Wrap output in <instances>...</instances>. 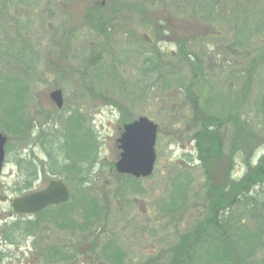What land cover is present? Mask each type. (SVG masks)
Listing matches in <instances>:
<instances>
[{"label": "rangeland", "instance_id": "obj_1", "mask_svg": "<svg viewBox=\"0 0 264 264\" xmlns=\"http://www.w3.org/2000/svg\"><path fill=\"white\" fill-rule=\"evenodd\" d=\"M139 1L129 2L136 13L144 14ZM257 1L238 18L231 17L236 26L231 29L220 22L219 12L208 17L200 11L191 17L190 0H149L151 11L146 9L145 16L131 10L124 13L128 0H105V6L104 0L41 1L32 9L37 12L34 16L30 10L27 15V2L17 4L24 15L14 20L32 23L28 33L31 29L33 36L19 34L29 38L27 42L15 32L0 35V41L15 37L19 42L10 56L0 53V133L9 138L0 178V264H112V253L119 260L125 255L124 264H173L175 258L179 264H194L195 259L188 256L190 252L194 257V241L190 245V238L183 236L191 233L208 243L198 246L203 264H235L226 263L222 252L233 243L236 248L237 240L244 245L234 250L231 261L264 264L263 174L248 177L252 184L245 186L243 196L233 192L228 198L227 191L228 186L242 182L264 154V0ZM46 7L54 13L45 16L43 23L38 17L50 11ZM127 14L134 19L125 20ZM61 23H66L67 53L62 54L63 49L60 59L56 52L50 56L63 75L54 77L59 68L47 76L44 71L32 74V78L4 75L16 68L11 55L26 49L27 43H32L33 59L38 57L35 64L46 59L51 47L58 51L55 41L58 31L64 32ZM104 27L116 41L112 47L103 42L107 40L101 35ZM249 31L258 36L249 38ZM181 49L187 58L190 53L199 56L194 67L203 66L199 76L179 61L185 59ZM158 53L165 56L168 70L184 73L183 85L177 80L167 91L162 89L164 81L158 77L164 69L153 71L147 64ZM253 63H258L255 69ZM24 85L34 87L24 92ZM54 89L63 91L62 110L49 101ZM243 100L244 104L238 103ZM141 116L159 125L157 161L153 175L134 184L135 179L116 172L121 155L117 141L124 125ZM236 120L247 123L245 131L241 124L235 131ZM206 124L212 133L206 131ZM240 130L247 144L235 147L234 133ZM203 132L204 138H218L219 145L212 139L200 146ZM18 166L24 170L23 179L16 181ZM29 171L40 177L34 184L39 190L52 179L65 182L72 194L67 207L48 210L33 223L12 219L10 190L13 186L31 189V181L23 184L29 180ZM119 188L130 193L122 195ZM210 201L216 202L215 210H209ZM241 202L245 206L240 207ZM93 207L103 211V220L98 221ZM73 215L78 222L70 219ZM207 215L214 218L208 227H200ZM89 218L93 219L88 222ZM228 219L229 228H223ZM75 223L77 232L71 229ZM198 229L201 235L190 232ZM226 235L237 239L227 241ZM97 239L101 262L91 245ZM119 260L114 264H121Z\"/></svg>", "mask_w": 264, "mask_h": 264}, {"label": "trees", "instance_id": "obj_2", "mask_svg": "<svg viewBox=\"0 0 264 264\" xmlns=\"http://www.w3.org/2000/svg\"><path fill=\"white\" fill-rule=\"evenodd\" d=\"M191 1V5H190V16L191 17H193L194 18V16L196 15V13L197 12H200V11H202V12H204V13H207V15H208V17H212V15L213 14H217L218 12H219V14L220 15H218L219 16V20H220V22H222V23H226L227 24V26H229V28L231 29V28H236V26L235 25H233L234 24V21L232 20V16H234L235 15V17L236 18H238L239 16H238V14H241L242 13V10L245 8V6H246V4H247V6H248V4H255V5H257V0H246V3H242V1L243 0H190ZM249 5V6H250ZM51 11V10H50ZM149 11H151V9L149 10ZM3 17L4 16H2L1 18H0V21H2L3 22ZM101 19H103L104 21H107L108 19H107V17L106 18H103V17H101ZM237 25H238V23H237ZM250 33H249V38L251 37H253V36H258V35H255L254 34V32H251V31H249ZM69 33V32H68ZM101 35H103V37H105L106 39H107V41H106V46H113V44L114 43H116V41L114 40V38H112V33H111V31H110V29L108 30V28H106V27H104L103 28V32H102V34ZM192 53H194V51L192 52ZM181 54L183 55L184 54V50L183 49H181ZM94 55H95V53H94ZM192 55L193 54H191L190 53V58L188 57H185V55H183V57L185 58V59H180L179 61L180 62H184V63H187L188 64V66H190V69H191V71L193 72V73H195V76H199L200 74L199 73H201V72H203V66H202V68L201 69H195L194 67L195 66H197V62H196V58L197 57H199V56H195V57H192ZM165 56H163L162 55V53H158V54H156L155 56H153L152 58H150V59H148L149 61H147V64H148V69H153V71H158V70H160V69H164V71L163 72H161L160 71V76L158 77V79H160V80H162V81H164V85H162V89H164V91H167V89L168 88H170L171 87V84L170 83H172V82H176L177 80L179 81L178 83H181V85H183V83H182V81L184 80V78H185V75H184V73H182V74H179V73H177V72H175V70H168L165 66H164V64H165V61H163V58H164ZM199 60V59H198ZM85 61H87V58H86V60ZM179 61H177V62H179ZM164 62V63H163ZM178 65V64H177ZM164 66V67H163ZM158 69V70H157ZM85 70H87V69H85ZM84 70V71H85ZM88 72V71H87ZM192 73V74H193ZM175 76H177V78H175ZM191 76V75H190ZM1 80V79H0ZM176 85V84H175ZM244 99H246V98H244ZM241 103H245V100H243V102H241ZM264 103V102H263ZM238 107V110H237V112H236V114H235V119H236V116H238V114H239V110H240V107L239 106H237ZM236 129H237V126L238 125H240L241 124V127L243 128V131H245L246 130V128L244 127V125L246 124L247 125V123H240V122H238V120H236ZM78 126H79V123L77 124ZM206 125H208V124H206ZM205 125V126H206ZM209 130H212L213 131V129L211 128V127H209V125H208V128H206V131L208 132V133H212L211 131H209ZM239 133H241V130H240V132ZM235 134L234 133V135H237V137H236V145H235V147L237 146V145H239L240 147H241V145L242 146H246V144H247V142L244 144L243 143V140H245V139H243V138H241V135L240 134ZM213 137V138H212ZM212 137H207L206 136V138H204V132H203V134H202V136H201V142H200V146L202 145L201 143H203V142H205L206 144H207V140H210L211 142H212V139L214 140V141H217V144L219 145V140H218V138H216L215 136H213L212 135ZM264 139V138H263ZM204 140V141H203ZM240 140H242V143H240ZM204 143V144H205ZM203 147V146H202ZM235 147H234V152H235ZM221 153V152H220ZM219 153V154H220ZM222 158H223V156H222ZM251 170V172L250 173H248L247 175H246V177L243 179V181L242 182H239V183H237V184H233V186H232V188H230V186H228V190L227 191H229L228 192V198H231V195H232V193L233 192H236L237 193V196L239 195L240 196V194L243 196V194H244V192L246 191V189H247V187H246V189H245V186L246 185H248L249 183L250 184H252V182H250V180H247L248 179V177L253 173V175H254V178L256 177V176H258V175H260V174H263V176L261 177L263 180L260 182L261 184V188H262V190H264V157H262V159L260 160V162H259V164H258V166H257V168H251L250 169ZM256 170V171H255ZM255 171V172H254ZM254 181V180H253ZM134 184L136 183L135 181H132ZM254 184V183H253ZM257 185V184H256ZM134 189L135 190H138V188L137 187H135L134 186ZM264 192V191H263ZM120 193V192H119ZM121 194V193H120ZM87 199H89V198H87ZM91 201V203H95V204H97L96 202H95V200H94V202H92L93 201V199H91L90 200ZM233 201H235L236 203H237V200H233ZM250 201V200H249ZM249 201H248V203H249ZM211 204V205H210ZM228 204H229V206L230 207H232V206H234V204H232V203H230L229 201H228ZM256 204H259V201L257 202V203H255V205ZM209 206H210V208H209V210L211 209V210H215V208L217 207V204H216V202L215 201H210V203H209ZM240 207L241 206H245V203H240V205H239ZM225 207V206H224ZM239 209V207L237 206L234 210L235 211H237ZM92 210V213H95V215L97 216V219H98V221H101V220H103V215H102V210H100L99 209V207H93V209H91ZM216 214V218L218 219V221H219V218H220V215H219V212H216L215 213ZM255 214H256V212H255ZM254 214V215H255ZM257 215V214H256ZM261 212H259V215H258V217H260L261 218ZM99 218H101V219H99ZM212 218H214V216H206V218H205V220L203 219V220H200L201 221V223H200V227H208V223H210L211 222V220H212ZM225 218H226V215H225ZM93 219V218H92ZM91 218H89V219H87V221L88 222H90L91 220H92ZM107 221H108V218H107ZM230 221H231V219H228V220H226V222H225V224H224V226H223V228H226L227 229V227L229 228V225H230ZM101 223H99V225H100ZM218 224V223H217ZM77 228H78V224H74ZM89 227V226H88ZM231 228H234V226H232ZM231 228L228 230V231H230L231 230ZM90 229V228H89ZM206 229V228H205ZM220 229H222V225H218V230H220ZM91 230V229H90ZM93 231H95V229H93ZM190 232H200L199 231V229L197 230V231H190ZM201 233L202 232H200V235H201ZM260 233V232H259ZM261 234V233H260ZM91 235H92V232L91 233H89L88 234V237H91ZM196 235H198V234H196ZM196 235H195V233H191L190 234V237H188V234H186V235H183L184 236V238L186 237V239L187 240H189V238H190V245H191V241H194L193 243H194V249L192 250V253H193V255H194V257H191L192 256V254L189 252V255L188 256H190V258H191V260H193V259H195L194 260V264H203V262L200 260V258H199V254H200V252H199V250H201L202 248H198V246L201 244H208V243H206V242H204L205 241V239H203V238H197L196 237ZM191 236L193 237L192 238V240H191ZM227 237V238H226ZM226 237L225 236H222L221 238H226V240L227 241H233L234 240V242H235V240L237 239V238H235V239H230L229 238V236L228 235H226ZM237 237V236H236ZM194 239H196V240H194ZM99 239H97V240H95V241H93V243H91V245L92 246H94L95 248H96V259L98 258V261L99 262H101V258H103V257H99V255H100V248L101 247H99V244H98V241ZM199 240H201V242H203V243H200V241ZM238 242H239V245L237 244V247L235 248V246H234V243L232 244V248H229L230 250H228V249H225L223 252H222V254H223V256H224V258H225V260L227 261H223V262H226V263H235L236 264V261H231V259H232V257L234 256V250L236 249L237 251H239L240 249H241V246L242 245H244V244H242V241L241 240H237ZM186 243H189V242H187L186 241ZM246 245V244H245ZM248 245V244H247ZM252 245V244H251ZM253 248H255V246L253 245ZM195 250V253L193 252ZM98 251H99V253H98ZM198 253V254H197ZM53 254L54 255H59V253L58 252H53ZM176 255H178V253L176 254ZM218 255V254H217ZM125 256V255H124ZM124 256H123V258H124ZM123 258H121V260H119V256H118V254H115V253H112V255H111V258H110V260L109 261H111L112 262V264H114L115 262H118V260H119V262H122L121 264H124V261H125V259H126V256H125V258L123 259ZM76 259L78 260V256H76ZM258 261V260H257ZM214 262H218V261H214ZM221 262V261H220ZM246 262V261H245ZM216 263H214V264H216ZM173 264H179V262H178V260L175 258V262L173 263ZM191 264V263H190ZM218 264V263H217ZM221 264H224V263H221ZM237 264H239V263H237ZM245 264H258V263H256V261L254 262V263H245Z\"/></svg>", "mask_w": 264, "mask_h": 264}, {"label": "water", "instance_id": "obj_3", "mask_svg": "<svg viewBox=\"0 0 264 264\" xmlns=\"http://www.w3.org/2000/svg\"><path fill=\"white\" fill-rule=\"evenodd\" d=\"M52 100L63 107L61 91L51 94ZM158 126L148 118L142 117L130 125L125 126V132L119 140L123 150L121 160L117 164V171L128 174L137 179L150 177L156 162L155 144ZM7 139L0 135V173L4 162V146ZM70 200L67 186L58 181H52L43 192L16 199L13 210L22 215L37 214L49 206L66 204Z\"/></svg>", "mask_w": 264, "mask_h": 264}, {"label": "flooded vegetation", "instance_id": "obj_4", "mask_svg": "<svg viewBox=\"0 0 264 264\" xmlns=\"http://www.w3.org/2000/svg\"><path fill=\"white\" fill-rule=\"evenodd\" d=\"M39 1H47V0H36V2H39ZM35 0H28V3H29V6L27 7V15L30 11H32L33 7H30V6H34V4L36 3ZM61 2V0H60ZM23 3V0H0V18L2 16H10L11 17V21L10 23H6V22H2L0 21V35L4 32V33H7L10 31V32H15V35L19 38H21L22 40H27V42L30 40L29 38L27 37H23L20 35H22L23 33H27L29 34L30 36H33L32 35V32H31V29H30V32L28 33V26H31L32 23H30L29 21H18V20H14L15 17H19V18H22V16L24 14H21L20 13V9L22 7H17L18 5L22 6ZM18 4V5H17ZM105 4V2H103V5ZM30 7V9H29ZM131 8V6L129 5L126 9L129 10ZM14 11L15 12V15L12 14L11 11ZM24 11V10H23ZM114 11V10H113ZM22 15V16H21ZM26 16V15H25ZM125 19H131L130 16H127L125 17ZM49 25V24H48ZM59 28H63V27H59ZM13 29H16L14 31H12ZM20 34V35H19ZM1 37V36H0ZM62 40V41H61ZM8 41V42H7ZM56 41L59 45V48L60 49L58 51L59 53V59L61 57V55L63 54L62 53V49L65 48V41L64 40V37L60 36L59 38L56 37ZM55 41V42H56ZM5 43V45H2V43ZM23 43V41H21ZM19 43L17 41V39L15 37L13 38H6L4 39V37L2 38V40L0 41V53L3 51L5 52L6 54H12L13 50H15V44ZM50 43V39H48V41H45L43 46L47 47V45ZM60 44H62L60 46ZM32 43H27L26 45V49H23V48H20L19 49V52L14 55H11L12 58H16V68H12V71L13 72H16V73H19L21 75H25V76H29L30 78H32V74H35L36 73H41V71H44L43 72V75L47 76V75H50L51 74V70H57V69H54V68H59V73L61 72V69L59 66L56 67V64L55 62L51 61V56H50V53H54L57 51H55V46L52 48V51H51V48L49 49L48 51V54L47 57H45L46 59L45 60H37V64H35V59L38 58L36 57L35 59H33V55H31L33 53V50H32ZM26 50V51H25ZM30 53V54H29ZM62 53V54H61ZM36 68H35V66ZM29 87V88H28ZM32 87L34 86H25L26 90L28 92H30L32 90ZM49 101L52 105H54L52 103V100L50 98V94H49ZM55 107V106H54ZM40 114V113H39ZM131 123V122H129ZM5 167V166H4ZM19 167V166H18ZM21 169V167L18 168V170ZM24 171V170H20V171H14L15 173V180L16 181H19V180H22L23 179V175H21V172ZM27 175H28V178L29 180H24L23 181V184L25 185V182H28V181H31L30 183L32 184V187L31 189H24L22 187H14L10 190L11 193H12V201L15 200V199H18V198H23V197H26L28 195H33L35 193H38V192H41L43 190H39L34 184L37 183L39 180H40V177L37 176V174H33V171L32 172H26ZM4 176L3 172L2 174L0 175V178H2ZM54 180V179H52ZM15 185V184H14ZM12 201H11V208H12ZM54 208H62V206H58V207H51L47 210H45L44 212H42L41 214L39 215H34V216H20V215H12V219L15 218L16 220L18 221H21L23 223H27V222H30V223H33L38 217H40L42 214H44L46 211L48 210H51V209H54ZM65 208V207H64ZM15 216V217H14ZM40 220V218L38 219ZM75 232H77V230H75ZM73 253L71 252V255ZM74 255V254H73Z\"/></svg>", "mask_w": 264, "mask_h": 264}, {"label": "bare ground", "instance_id": "obj_5", "mask_svg": "<svg viewBox=\"0 0 264 264\" xmlns=\"http://www.w3.org/2000/svg\"><path fill=\"white\" fill-rule=\"evenodd\" d=\"M67 153L69 154V152H68V151H67ZM69 155H70V154H69ZM71 157H73V156H71ZM78 172H79V171H76V172H75V175H76V174H78Z\"/></svg>", "mask_w": 264, "mask_h": 264}]
</instances>
